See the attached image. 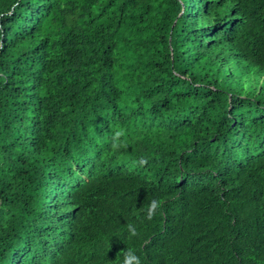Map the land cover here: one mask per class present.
Returning <instances> with one entry per match:
<instances>
[{
	"label": "trees",
	"instance_id": "1",
	"mask_svg": "<svg viewBox=\"0 0 264 264\" xmlns=\"http://www.w3.org/2000/svg\"><path fill=\"white\" fill-rule=\"evenodd\" d=\"M128 250L264 264V0H0V264Z\"/></svg>",
	"mask_w": 264,
	"mask_h": 264
},
{
	"label": "clouds",
	"instance_id": "2",
	"mask_svg": "<svg viewBox=\"0 0 264 264\" xmlns=\"http://www.w3.org/2000/svg\"><path fill=\"white\" fill-rule=\"evenodd\" d=\"M159 206V201L157 200H152L151 203L147 206L146 215L149 219H151L155 215V212L159 208ZM132 234L135 235V232H133ZM130 260L138 261V258L131 250H128L124 253L123 264H130Z\"/></svg>",
	"mask_w": 264,
	"mask_h": 264
}]
</instances>
